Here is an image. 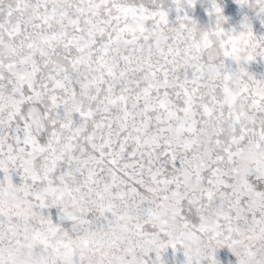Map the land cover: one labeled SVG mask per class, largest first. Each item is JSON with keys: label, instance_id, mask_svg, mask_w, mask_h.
<instances>
[{"label": "snow or ice", "instance_id": "obj_1", "mask_svg": "<svg viewBox=\"0 0 264 264\" xmlns=\"http://www.w3.org/2000/svg\"><path fill=\"white\" fill-rule=\"evenodd\" d=\"M198 3L0 0V264H264V36Z\"/></svg>", "mask_w": 264, "mask_h": 264}, {"label": "rangeland", "instance_id": "obj_2", "mask_svg": "<svg viewBox=\"0 0 264 264\" xmlns=\"http://www.w3.org/2000/svg\"><path fill=\"white\" fill-rule=\"evenodd\" d=\"M222 5L225 8V14L229 17V27L239 28L245 15H247L253 24L254 30L258 36H264V24H261V20L256 16L252 9L241 8L235 0H221ZM209 7L208 0H199L197 7L194 10H190V14L194 19L198 21L201 27H207L212 23L211 18L207 15L206 9ZM177 13L173 7L170 12L169 19L172 24H177ZM249 70L257 74L258 77H264V61L259 63H253ZM19 181V178H17ZM264 188V184L259 185ZM53 214H56V210H53ZM217 258L221 261V264H236V257L227 248H221L217 252ZM166 264H184L185 257L182 251H175L171 248L164 254Z\"/></svg>", "mask_w": 264, "mask_h": 264}]
</instances>
